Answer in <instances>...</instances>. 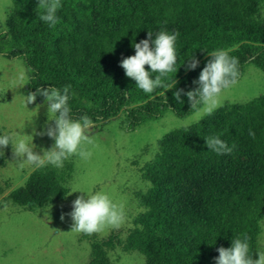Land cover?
<instances>
[{"label":"trees","instance_id":"obj_1","mask_svg":"<svg viewBox=\"0 0 264 264\" xmlns=\"http://www.w3.org/2000/svg\"><path fill=\"white\" fill-rule=\"evenodd\" d=\"M12 3L16 36L0 30V55L24 61L28 93L70 85L73 118L86 115L93 125L122 112L133 130L167 110L181 118L194 112L183 93L196 87L193 81L213 49L237 46L230 55L238 59V79L248 63L264 72V25L256 17L264 0H61L53 28L39 19L38 0ZM88 6L97 11L95 20ZM148 30L179 33L177 71L169 74L176 83L153 94L136 88L119 63L134 54L133 40L145 38ZM191 55L199 61L193 70L183 63ZM177 89L184 102L173 96ZM217 134L235 145L231 153L207 148L204 138ZM5 164L0 153V166ZM72 172L71 164L37 168L7 199L28 210L61 202ZM141 174L152 183L139 195L146 211L125 239L115 232L105 239L84 234L91 242L89 264H110L108 253L117 247L141 254L145 264H215L217 248L243 235L256 258L264 212L263 103L226 105L207 120L170 132ZM185 181L200 184V211L183 201Z\"/></svg>","mask_w":264,"mask_h":264},{"label":"rangeland","instance_id":"obj_2","mask_svg":"<svg viewBox=\"0 0 264 264\" xmlns=\"http://www.w3.org/2000/svg\"><path fill=\"white\" fill-rule=\"evenodd\" d=\"M86 9L95 20L98 13L94 7ZM12 10V0H0V30L15 37V25L10 19ZM256 17L264 25V3ZM27 81L28 71L22 59H7L0 55V133L16 129L20 134L32 135L34 151L42 155L41 149L51 148L54 139L46 134H35L33 129L38 133L49 125L54 127V122L48 121L44 98L25 104L29 94ZM256 100L264 104V72L248 63L237 83L225 92L221 107L251 104ZM211 115L199 118L188 127ZM192 118L193 112L181 118L167 110L159 119L128 130L120 112L108 121L94 124L89 130L94 141V145L87 146L93 152L90 160L83 161L76 156L65 160L59 170L65 169L67 164L73 167L67 183L69 192L73 188L103 190L124 206L125 221L118 228L93 233L98 239H105L113 232L125 239L136 227L137 217L146 211L139 195L152 187L151 182L143 179L141 169L154 158L163 139L170 132L185 128L181 122ZM0 153L6 158L5 166H0V264H89L90 239L84 233L72 230L74 222L70 216L72 201L81 193H68L61 202L33 210L20 207L7 196L22 186L37 168L24 160L26 155L17 156L11 146L0 148ZM180 189L183 201L200 211L196 200L200 184L185 181ZM260 226L256 250L264 251V212ZM108 256L110 264H145L144 256L126 252L121 247L109 251Z\"/></svg>","mask_w":264,"mask_h":264},{"label":"clouds","instance_id":"obj_3","mask_svg":"<svg viewBox=\"0 0 264 264\" xmlns=\"http://www.w3.org/2000/svg\"><path fill=\"white\" fill-rule=\"evenodd\" d=\"M61 7V0H38L37 9H43L39 13V19L49 28H53L60 20L57 12ZM178 36L179 33L176 31L148 30L145 38L138 42L133 40L131 47L134 54L120 60L125 75L134 80L136 88L143 93L153 94L158 88L168 89L176 83L169 74L177 71ZM236 47L231 45L208 51L209 59L193 81L196 87L183 93L187 97L191 111L194 112L193 118L182 121L181 126L187 128L191 123L197 122L203 116L211 115L222 106L225 92L237 83L239 75L238 59L230 55ZM185 62L189 70L195 69L199 64L192 55L183 63ZM145 65L148 66L147 69ZM167 80H171L170 85L166 83ZM182 92V89L173 92L176 101H183ZM37 95L44 98L48 121L54 122V127L49 125L38 133L35 129L33 132L53 138L52 147L47 150L41 149L43 153L41 155L34 151L36 146L32 143V135L20 134L15 129L0 133V148L11 146L17 156L26 155L24 160L34 168L50 165L60 169L64 166L65 160L72 156L83 161L90 160L93 152L87 146L94 145V141L88 132L93 126V121L86 115L73 118L69 104L70 98L74 95L71 86L36 88L35 93H29L25 97V104L33 102ZM204 139L207 148L218 155L231 153L235 148L234 144H228L218 134ZM73 192H79L81 195H77L72 201L70 212L74 222L72 230L87 235L103 233L108 228L120 227L125 221L124 206L113 200L108 192L73 188L69 194ZM217 252L219 255L214 258L215 264H264V251H257L254 259L247 235L233 238L229 247L221 246L217 248Z\"/></svg>","mask_w":264,"mask_h":264}]
</instances>
